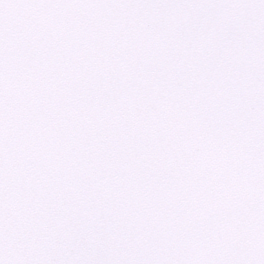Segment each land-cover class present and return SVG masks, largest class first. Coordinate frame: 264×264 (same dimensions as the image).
<instances>
[{
    "label": "snow or ice",
    "instance_id": "obj_1",
    "mask_svg": "<svg viewBox=\"0 0 264 264\" xmlns=\"http://www.w3.org/2000/svg\"><path fill=\"white\" fill-rule=\"evenodd\" d=\"M0 264H264V0H0Z\"/></svg>",
    "mask_w": 264,
    "mask_h": 264
}]
</instances>
